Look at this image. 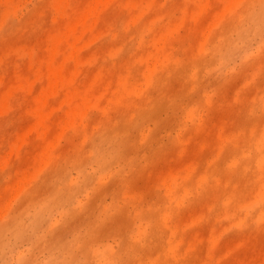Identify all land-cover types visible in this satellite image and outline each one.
Returning <instances> with one entry per match:
<instances>
[{
	"label": "rangeland",
	"instance_id": "374dc122",
	"mask_svg": "<svg viewBox=\"0 0 264 264\" xmlns=\"http://www.w3.org/2000/svg\"><path fill=\"white\" fill-rule=\"evenodd\" d=\"M0 264H264V0H0Z\"/></svg>",
	"mask_w": 264,
	"mask_h": 264
},
{
	"label": "bare ground",
	"instance_id": "6f19581e",
	"mask_svg": "<svg viewBox=\"0 0 264 264\" xmlns=\"http://www.w3.org/2000/svg\"><path fill=\"white\" fill-rule=\"evenodd\" d=\"M262 190V189H261ZM260 192V191H259Z\"/></svg>",
	"mask_w": 264,
	"mask_h": 264
}]
</instances>
